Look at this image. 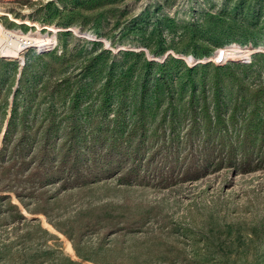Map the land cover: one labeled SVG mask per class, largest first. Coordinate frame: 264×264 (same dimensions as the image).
I'll list each match as a JSON object with an SVG mask.
<instances>
[{
    "label": "rangeland",
    "instance_id": "374dc122",
    "mask_svg": "<svg viewBox=\"0 0 264 264\" xmlns=\"http://www.w3.org/2000/svg\"><path fill=\"white\" fill-rule=\"evenodd\" d=\"M0 11L11 14L0 15L4 27L59 41L52 54L0 58V149L14 110V129L21 116L35 126L48 107L59 113L72 92L88 101L107 80H123L133 98L139 75L156 69L147 60H167L172 75L233 63L250 81L264 77V0H0ZM220 48L229 58L216 61ZM116 172L23 200L0 192V264H264V169H210L166 187Z\"/></svg>",
    "mask_w": 264,
    "mask_h": 264
},
{
    "label": "trees",
    "instance_id": "16d2710c",
    "mask_svg": "<svg viewBox=\"0 0 264 264\" xmlns=\"http://www.w3.org/2000/svg\"><path fill=\"white\" fill-rule=\"evenodd\" d=\"M167 65L147 60L156 69L139 75L130 99L123 80H107L88 101L72 92L59 113L48 107L35 126L36 117L21 116L14 129V110L0 149V192L23 200L48 185L67 190L97 181L106 166L124 182L164 187L210 169H264V77L250 81L247 66L233 63L177 75ZM211 66L212 76L196 74Z\"/></svg>",
    "mask_w": 264,
    "mask_h": 264
},
{
    "label": "built area",
    "instance_id": "2783aa9c",
    "mask_svg": "<svg viewBox=\"0 0 264 264\" xmlns=\"http://www.w3.org/2000/svg\"><path fill=\"white\" fill-rule=\"evenodd\" d=\"M18 32H20L21 37L14 40L13 35ZM23 37H28L29 39ZM8 48L15 49L19 55H23L29 51H33L39 55H48L58 50L59 41L56 34H53L49 30L37 29L34 32H24L4 27L0 33V58L9 57L4 55L5 49Z\"/></svg>",
    "mask_w": 264,
    "mask_h": 264
},
{
    "label": "bare ground",
    "instance_id": "6f19581e",
    "mask_svg": "<svg viewBox=\"0 0 264 264\" xmlns=\"http://www.w3.org/2000/svg\"><path fill=\"white\" fill-rule=\"evenodd\" d=\"M0 15H7V16H11V14L10 13H6V12H3V11H0ZM15 21H17L18 23H20L17 19H14ZM22 23H24V24H29V22L28 21H23ZM34 25V24H33ZM49 27V26H48ZM0 28L1 29H3L4 28V26H3V24L0 22ZM46 28V27H45ZM50 30H53L52 28H49ZM2 32V31H1ZM14 36V40H16V39H19L20 37H21V34H20V32H18V33H15V35H13ZM23 38H26V39H29L28 37H23ZM232 46V45H231ZM233 48V47H232ZM236 48V47H235ZM240 48V47H239ZM230 49V48H229ZM228 50V49H227ZM227 50H225V49H223V48H220L217 52H216V54H215V56L213 57L216 61H223V60H226L227 58H229L228 57V55H229V53H227V52H229V50L227 51ZM234 53H239V55L242 57V58H249V54H246V53H244V52H242L241 50H237V49H234ZM231 52V51H230ZM232 54V53H231ZM4 55L5 56H9V57H16V56H19V54H18V52L15 50V49H12V48H8V49H5V53H4ZM233 55H235V54H233ZM238 55V54H237ZM234 57V56H233ZM235 58H236V56H235ZM239 59V58H238ZM235 60V59H234Z\"/></svg>",
    "mask_w": 264,
    "mask_h": 264
}]
</instances>
